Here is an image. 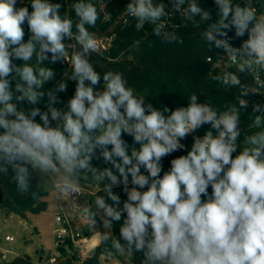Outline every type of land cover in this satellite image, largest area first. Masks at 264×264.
Returning a JSON list of instances; mask_svg holds the SVG:
<instances>
[{
    "label": "clouds",
    "instance_id": "9594fccd",
    "mask_svg": "<svg viewBox=\"0 0 264 264\" xmlns=\"http://www.w3.org/2000/svg\"><path fill=\"white\" fill-rule=\"evenodd\" d=\"M29 3L31 11L17 8V0H0V174L11 170L17 191L33 198V172L56 177V190L67 195L79 191L83 177L103 183L99 189L104 195H96L94 208L86 206L82 214L93 227L102 212L106 231L95 232L98 242H110L117 253L143 252L144 264H264V105L254 106L255 131L244 135L243 147L239 143L241 110L249 107L243 97L256 89L243 84L238 74L264 71V15L258 14L255 0H243V6L214 0L218 19L200 34L235 66L211 79L238 88L236 102L217 109L191 93L187 105L174 110L146 105L120 72L101 75L96 70L90 57L99 45L89 29L100 13L92 0L71 5L75 19L61 15L59 3ZM125 11L137 31L151 24L153 34L169 43L184 42L168 30L165 18L172 11L196 27L211 19L197 0H130ZM25 24L31 33L27 41ZM232 29L236 38L247 36L239 47L230 43ZM73 39L78 49L69 60L66 40ZM49 54L53 64L68 63L76 87L63 110L53 105L67 84L49 90L47 111L42 112L35 107L45 96L41 89L56 75L44 66ZM257 83L264 87V81ZM22 102L32 107L25 110ZM204 125V135L195 136L187 154L172 159L161 176L162 159L184 148L181 141ZM124 134L137 146L130 148ZM94 158L111 167L93 166ZM121 184L127 195L122 208L113 192ZM124 213L122 244L110 229Z\"/></svg>",
    "mask_w": 264,
    "mask_h": 264
},
{
    "label": "trees",
    "instance_id": "16d2710c",
    "mask_svg": "<svg viewBox=\"0 0 264 264\" xmlns=\"http://www.w3.org/2000/svg\"><path fill=\"white\" fill-rule=\"evenodd\" d=\"M102 1L105 2V10L109 13V19L105 20L99 12L100 19L97 21L96 26L89 29L95 33L96 37L103 35L112 36L111 45L106 52L92 53L90 57L91 62L101 75L109 70L120 72L128 81V86L134 89L136 95L145 98L146 105L151 104L160 110H163L165 107L174 110L177 107L186 106L188 103L187 97L191 93L199 95V102H208L217 109H223L226 105L236 102V96L239 94L238 88L227 87L211 79V76L220 75L225 71H235L236 69L229 67L218 74L213 69L212 63L207 62L206 59L209 58L211 61H214L226 55L222 49L211 47L206 42H203L200 35L209 24L214 23L218 19V7L214 3V0H197L200 6L211 15V19L201 24L200 27H196L191 21L185 20L179 12L172 13L165 18L168 30L183 39V44L178 42L169 43L161 37L155 36L153 34V25L151 24H146L143 29L137 31L133 18L130 17L127 22H122L120 17L126 12L125 7L130 0ZM50 2L61 5L59 10L61 15L66 14L75 19L71 5L76 0H66L65 2L63 0H50ZM92 2L96 4V2ZM157 2L168 4L169 0H157ZM234 2L240 3L243 6V0H234ZM22 6H27L29 11L32 10L29 0H17L16 7L19 8ZM255 7L258 13L262 12L256 2ZM169 10L171 11V6H169ZM196 19L199 20V17H196ZM23 27L25 30V41H27L31 33L26 24ZM73 31L75 33V29ZM228 37H231L230 43L234 47H239L243 40L247 38V36L236 38L234 29L228 31ZM137 41H139V46L136 44ZM66 45L68 46L69 53L78 49V45L72 40H66ZM50 56L51 54H49V60L44 62V66L52 68L56 75L53 80L46 82L43 89H41L45 93V96L42 97L40 103L35 105V107L40 108L42 112L47 111L46 105L48 104V97L46 93L49 90L54 91L60 82H65L67 84L66 91L58 93L57 96L58 100H69L74 95L76 87L75 81L69 79L71 76V68H68L62 61L54 64L51 63ZM14 63L20 65L22 61L14 60ZM238 75H240L242 83L251 88L250 77L245 73ZM243 98L246 99V96ZM53 106L55 107V105ZM21 107L27 110L32 105H29L27 102H22ZM255 115L256 113L252 112L249 107L241 110L240 127L242 131L239 143L242 147L244 146V135L251 134V132L255 131L251 127ZM36 120L37 122H41L39 116ZM207 128L208 126L204 125L194 132V134L196 136H203L208 130ZM122 138L126 140L130 148L137 146L133 138L127 134H124ZM181 143L184 145V148L162 159L161 176L170 169L172 159L186 155L190 150L189 136L184 138ZM236 154L234 153L233 156ZM98 155L99 150H97ZM92 164L101 169L111 167L102 158H94ZM141 171L147 175L143 168ZM11 176V170H9L8 175L0 174V191L2 193L0 210L6 216L13 214L20 218H26L27 213L37 214L44 210L45 202L43 201V197L47 191L39 175L33 172L30 181L32 185L31 191L37 193L36 198H33L30 193L20 194ZM92 180L93 178L90 175L80 179V181L89 184ZM103 187L104 184L102 183V189ZM129 187H132V185L129 184ZM208 191L211 194V188ZM113 192L120 197L121 203L119 207L122 208L123 202L127 199L123 184L114 186ZM98 195H104L103 191H100ZM105 198L109 204L113 203L107 197ZM202 199L206 198L202 197ZM125 217L126 213L122 214L121 221H113L110 229L112 235L120 239L122 244H125V242L120 237L119 227ZM95 219L97 218L95 217ZM82 228L84 235H90V229L86 225H83ZM71 250L72 252L69 254L61 250L62 256L57 260L56 264H100L99 259L101 256L116 254L111 248L110 242L107 245L99 243L82 260H78L76 257V250L72 247ZM127 253H129V257L134 264H142L145 259L143 252L133 251ZM0 264L32 263L29 256L24 254L15 256L8 261L2 260L0 256Z\"/></svg>",
    "mask_w": 264,
    "mask_h": 264
},
{
    "label": "rangeland",
    "instance_id": "374dc122",
    "mask_svg": "<svg viewBox=\"0 0 264 264\" xmlns=\"http://www.w3.org/2000/svg\"><path fill=\"white\" fill-rule=\"evenodd\" d=\"M97 90H102L99 85L96 86ZM55 107L59 109H66L68 100H58ZM45 189L46 195L43 197L45 202V209L37 214L27 213L26 218H20L16 215L6 216L3 211L0 210V253L2 260L8 261L15 256L28 255L32 264H46L45 259L51 252V224L52 213L54 207L55 190L54 183L56 177H41L37 173ZM79 188L83 190V195L80 198L72 199L62 194H59V202L66 208V211L72 214L71 208H78L79 213L82 214V209L86 206L94 207V200L96 195L99 194L102 189V183L98 185L93 179L92 182L85 183L82 181L77 182ZM103 213L100 212L96 216V223L93 225L88 222L87 228L90 229V242L85 250L82 248V253H77L78 260L85 258L90 251L95 248L99 242L95 237V232H104L106 229L103 227L102 221ZM79 224H84L85 216H78ZM5 237L12 238L11 241H5ZM95 238L96 242L92 243V239ZM91 244L93 246H91ZM85 250V251H83ZM145 260V259H144ZM144 260L142 264H144ZM100 264H134L129 253H117L111 256H101L99 259Z\"/></svg>",
    "mask_w": 264,
    "mask_h": 264
},
{
    "label": "built area",
    "instance_id": "2783aa9c",
    "mask_svg": "<svg viewBox=\"0 0 264 264\" xmlns=\"http://www.w3.org/2000/svg\"><path fill=\"white\" fill-rule=\"evenodd\" d=\"M64 2L66 0H63ZM96 2L99 12L103 15V18L105 20L109 19V13L105 10V2L102 0H92ZM255 2L258 4V2L255 0ZM259 5V4H258ZM260 7V6H259ZM262 11V10H261ZM259 15H264L263 12L258 13ZM127 13L125 12L123 15H121L120 20L122 22H125L128 20ZM99 45V50L95 53H103L106 52L112 41L111 35H103L96 37ZM73 42H76L74 39ZM71 53H69V60H70ZM207 62H211L213 69L220 74V72L224 71L226 68H235V66L232 64V62L228 59L227 56H223L219 59H216L214 61H211L209 58L206 59ZM64 64L67 65L68 68L70 66L66 61H62ZM248 75L251 79V88H255L256 92H250L246 96V100L248 101L249 108L253 112V108L256 105H264V87H259L257 81H264V71L259 72H250L245 73ZM257 114V113H256ZM189 136V142L192 146L194 142V137L196 136L194 133L188 135ZM55 184V183H54ZM55 198H54V207H53V213H52V224H51V252L50 255L47 256V258L44 260L46 264H56L57 260L61 258V250L65 251L67 254L71 253V247L76 250L78 253H82V248L85 250L87 249V246L89 244L90 236L83 234V228L82 224H79L72 216H70L64 206L59 202V193L55 186ZM68 198L77 199L82 197L83 190L79 188V191L74 194H62ZM5 241H11L12 238L5 237ZM93 246V245H91ZM83 250V251H85Z\"/></svg>",
    "mask_w": 264,
    "mask_h": 264
},
{
    "label": "crops",
    "instance_id": "0c3cea01",
    "mask_svg": "<svg viewBox=\"0 0 264 264\" xmlns=\"http://www.w3.org/2000/svg\"><path fill=\"white\" fill-rule=\"evenodd\" d=\"M43 182V181H42ZM47 191V190H46ZM91 206V205H90ZM91 207H93V206H91ZM65 208V207H64ZM94 208V207H93ZM72 209V214H70V213H68L67 211V213L70 215V216H72L73 218H74V220H76L77 219V217L78 216H81V215H83V214H80L79 213V210H78V208H71ZM65 210H66V208H65ZM84 216V215H83ZM77 221V220H76ZM78 222V221H77ZM85 223L83 224L82 223V225H86L88 222H89V220L85 217V221H84Z\"/></svg>",
    "mask_w": 264,
    "mask_h": 264
},
{
    "label": "water",
    "instance_id": "95a60500",
    "mask_svg": "<svg viewBox=\"0 0 264 264\" xmlns=\"http://www.w3.org/2000/svg\"><path fill=\"white\" fill-rule=\"evenodd\" d=\"M256 1L258 2L262 12L264 13V0H256ZM172 13L175 14V11H172ZM1 201H2V193L0 191V202ZM0 255H2V254L0 253Z\"/></svg>",
    "mask_w": 264,
    "mask_h": 264
},
{
    "label": "bare ground",
    "instance_id": "6f19581e",
    "mask_svg": "<svg viewBox=\"0 0 264 264\" xmlns=\"http://www.w3.org/2000/svg\"><path fill=\"white\" fill-rule=\"evenodd\" d=\"M95 242H96V239H95V238H93V239H92V243H95ZM91 245H92V244H91Z\"/></svg>",
    "mask_w": 264,
    "mask_h": 264
}]
</instances>
